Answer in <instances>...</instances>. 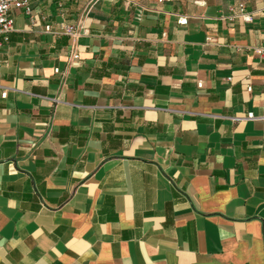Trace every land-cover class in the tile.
<instances>
[{
    "label": "crops",
    "instance_id": "0c3cea01",
    "mask_svg": "<svg viewBox=\"0 0 264 264\" xmlns=\"http://www.w3.org/2000/svg\"><path fill=\"white\" fill-rule=\"evenodd\" d=\"M31 7L0 47V264H264V0Z\"/></svg>",
    "mask_w": 264,
    "mask_h": 264
},
{
    "label": "built area",
    "instance_id": "2783aa9c",
    "mask_svg": "<svg viewBox=\"0 0 264 264\" xmlns=\"http://www.w3.org/2000/svg\"><path fill=\"white\" fill-rule=\"evenodd\" d=\"M33 0H0V47L2 46V39L8 41L10 35L15 30V18L12 15L14 10L23 11L27 16L32 19V7L31 3ZM170 0H157L159 3H166ZM91 8L88 10L90 12ZM238 17L242 18L244 22L251 23L252 15L247 12L246 6L244 4L239 5L238 7ZM180 25H187L188 19L182 17L179 19ZM83 29L82 25L77 27L68 26L66 28V33L71 36L74 40L78 39L81 36V30ZM257 53L260 55V58L264 61V48H259ZM74 60H77L79 56L77 54L72 57ZM55 73L61 76V82L65 83V74L60 72L59 69L55 70ZM248 120L262 119L264 120V106L263 113L260 118H255L253 113L248 114Z\"/></svg>",
    "mask_w": 264,
    "mask_h": 264
}]
</instances>
